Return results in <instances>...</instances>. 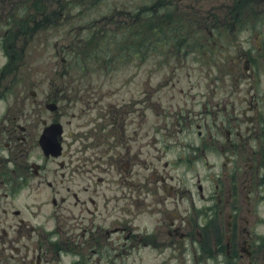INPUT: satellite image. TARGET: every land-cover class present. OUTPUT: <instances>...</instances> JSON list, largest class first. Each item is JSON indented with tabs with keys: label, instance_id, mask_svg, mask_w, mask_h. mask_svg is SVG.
Wrapping results in <instances>:
<instances>
[{
	"label": "flooded vegetation",
	"instance_id": "af4514ba",
	"mask_svg": "<svg viewBox=\"0 0 264 264\" xmlns=\"http://www.w3.org/2000/svg\"><path fill=\"white\" fill-rule=\"evenodd\" d=\"M169 1L149 0L137 8L140 27L148 28L149 23L150 30L143 31V36L140 31L130 42L128 58L133 55L142 60L150 39L157 48L194 50L191 39L206 38V18L212 23L211 34H246L247 46L238 51L235 61L237 71L241 61L249 73L246 90L241 93L238 86L243 80L240 74L236 85L225 90L227 95L201 101V110L193 115L203 120L197 124L201 142L188 150L198 151L204 165L219 163L224 170L230 166L211 179L213 191L197 185L199 205L189 188L169 191L171 185L159 194L158 184L171 177L165 174L170 163L163 161V173H159L157 118L151 130L143 129V103L158 114L159 103L148 100V93L135 97L134 118L130 101L120 106L107 104L91 128V143L75 151L91 149L86 161L92 170L105 172L104 179L94 183L89 178L91 182L80 189L72 174L84 168L76 165L68 174L70 185L64 184V169L72 164L74 154L68 160L64 150L57 157L46 155L40 137L47 128L60 125L63 132L58 140L69 149L62 106L69 99V84L62 82L66 74L55 64L59 72L46 79L45 61L37 63L29 50L46 29L47 1L0 0V199L11 202L23 190L45 185L53 192L54 206L43 222L34 225L27 223L22 212L2 208L0 264H125L132 253L143 264L144 251L150 254V264H264V0H172L174 8H169ZM203 6L225 8L227 21L221 22L213 8L206 10L205 21L191 13H201ZM175 8L183 11L176 16L165 13ZM149 10L155 13L153 20L145 17ZM191 18L198 22L199 31L196 27L191 31ZM176 21L183 23L182 28L165 30ZM220 26L230 27V32H217ZM255 47L261 51L250 56ZM61 52L62 48L55 54ZM60 61L65 63L63 57ZM29 69L42 73L32 80L18 77L20 71ZM78 84L83 85L82 80ZM210 159L213 162L208 163ZM63 189L68 194L57 195ZM181 201L185 202L183 213H176ZM39 211L37 207L33 215ZM9 213L17 223L7 222ZM148 217L152 220L147 221ZM50 221L54 227L49 230L46 223ZM24 240L35 245L34 255L30 256V243ZM21 247L26 248L23 254Z\"/></svg>",
	"mask_w": 264,
	"mask_h": 264
},
{
	"label": "rangeland",
	"instance_id": "374dc122",
	"mask_svg": "<svg viewBox=\"0 0 264 264\" xmlns=\"http://www.w3.org/2000/svg\"><path fill=\"white\" fill-rule=\"evenodd\" d=\"M89 1V6L71 5V8H68L69 11L67 10L63 16H59L56 24L43 30L29 46L31 54L36 55L37 63L45 61L46 79L53 77V73H58L57 70L61 69L66 74L62 78V82L69 84L66 97L69 99H64L62 106L65 141L71 145L69 149L65 150L64 158L68 160L71 154L74 156L72 164L64 169L65 175H67L64 184L70 185L68 174L72 168H77L76 165H81L84 168L81 173L72 174V178L74 177L78 182L80 189L91 182L89 178H92L94 183H100L98 179H104L105 172L92 170L90 163L87 162L90 160L91 149H84L82 153L80 151L75 153V151L79 150L83 144L91 143L93 131L91 128L94 127V123L98 122L99 115L104 112L107 104L112 103L120 106L124 103L129 104L130 101L133 110L131 117L134 118L135 97L148 93L150 97L148 100L159 103H157L158 114L154 109L146 108L143 103V129L151 130L157 118L159 173H163V161L167 160L170 163L165 168V174L171 177H167L164 184L162 182L158 184L159 194L162 195L164 190L171 185L173 188H169V191L180 190L183 192L189 188L194 193V199L199 205L197 185L200 183L203 190L213 191L211 179H214L215 175H223L222 173L229 170L230 166L224 170L219 163L213 166L204 165L199 159L198 151L193 153V150H188V146L198 145L201 142L197 124L203 120L193 117V115L201 110V101L208 98L214 100L213 97L227 95L225 90H229L231 85L236 83L240 74H243L241 76L243 80L242 84L238 86L241 88V93L246 90L249 73L243 69L244 62L240 61L239 71L235 65L238 51H243L242 49L247 46L243 40L246 34H241L240 37L231 33L211 34L208 31L211 30L212 23L209 18H206V38H192L191 43L192 47H195L194 50L191 49L190 52L184 53L177 48L162 49L158 45L157 48L150 39L146 42L142 60L133 55L128 58L126 56L127 47L133 45L130 42H134L140 31L143 36V31L149 32L150 30L149 23L148 28L140 27V18L136 14L137 8L145 5L149 0H99L95 3L93 0ZM169 2L171 4L169 8L177 7L172 0ZM147 5L149 7L151 4ZM52 8L54 7H50V10ZM212 8L219 13L221 22L227 21L225 8L203 6L201 9L204 10L201 13L197 14L196 10H192L191 13L196 14V18L200 16L205 21L206 10L211 11ZM179 10L180 13L183 11L182 8ZM165 13L174 16L180 14L176 8L174 12L165 11ZM154 15L155 13L149 10L145 17L153 20ZM164 25L167 26V24ZM182 26L181 21H176L173 27L165 28V30L182 28ZM189 26L191 31H193V27H196L197 31L200 30L198 22L194 18L189 20ZM219 30L217 32H230L226 27ZM153 42H156V39ZM61 48L62 52L56 55L55 52ZM260 51L255 47L250 50L249 55H256ZM60 57L65 58L64 64L60 61ZM52 64H55L57 70ZM40 73H42L40 70H22L18 77L32 80L39 78ZM261 79L264 81V76H261ZM79 80H82L83 85L78 84L79 87H77L76 83ZM218 83L220 84L218 85ZM240 95H244V93ZM190 112H192L191 117L187 118L186 116ZM166 139L169 140L163 143ZM77 158L78 160H76ZM86 159L88 160L86 161ZM211 162L213 161L210 159L208 163ZM104 164L102 159L100 167L103 168ZM207 175L211 177L204 180ZM197 178L200 180L199 182ZM101 185L103 186V184ZM42 186L38 190H23L11 202L9 199H0V218L5 217L4 214H1L2 208L9 212L18 208L22 212L21 216L27 219V223L34 225L43 222V216L47 212H53L54 206L51 204L53 192H49L45 185ZM73 189L75 188L73 187ZM101 189L103 190V188ZM61 194L65 195L68 192L63 189L57 195ZM174 195L172 193V196ZM97 199L100 198L97 197ZM68 200L71 202L70 197ZM184 205L185 202L181 201L176 213H183ZM37 207L41 208L40 214L33 215V212L37 211ZM169 216L170 214L167 215V217ZM7 218V222L17 223V218L13 213H9ZM145 220L146 218H144ZM151 220L152 218L148 217L147 221ZM50 222L46 223L49 230L54 227V222ZM24 242L30 243L28 250L30 256L34 255L37 250L35 245L30 241L24 240ZM23 247H21L22 254L26 250ZM9 252L7 249L6 253ZM149 256L150 254L144 251L143 264H150ZM138 262L132 253L125 264H139Z\"/></svg>",
	"mask_w": 264,
	"mask_h": 264
},
{
	"label": "water",
	"instance_id": "95a60500",
	"mask_svg": "<svg viewBox=\"0 0 264 264\" xmlns=\"http://www.w3.org/2000/svg\"><path fill=\"white\" fill-rule=\"evenodd\" d=\"M44 141V140H43ZM60 148V147H59Z\"/></svg>",
	"mask_w": 264,
	"mask_h": 264
}]
</instances>
